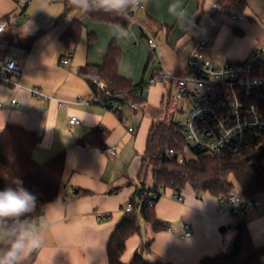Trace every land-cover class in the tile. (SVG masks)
<instances>
[{"label":"crops","instance_id":"obj_1","mask_svg":"<svg viewBox=\"0 0 264 264\" xmlns=\"http://www.w3.org/2000/svg\"><path fill=\"white\" fill-rule=\"evenodd\" d=\"M212 1L141 0L143 7L138 9L143 10V16L136 18L135 11L129 26L123 28L121 24L94 20L79 9L57 22L65 9L63 0H32L22 16L17 14L14 0H0V21H8L0 35V66L8 54L22 64V75L14 78L20 85L0 81V132L9 123L37 132L40 142L33 157L39 162L66 152L63 187L58 197L46 203L32 220L38 223L44 212L54 217L52 227L45 233L44 247L37 252L36 264H109L107 243L134 193V184L126 183L136 180L153 122L151 115H145L138 128L135 125L134 131H128L119 114L94 100L79 68L86 63L103 62L111 40L116 38L122 47L119 73L134 82L149 79L152 72L149 75L145 70L150 58L147 31L156 39L160 33L166 34L167 43L173 47L189 43L190 51L194 41L203 36L209 56L216 59H242L264 49V22L249 6L244 12L249 17L246 20L244 16L210 8ZM149 15L171 29H147L139 20ZM74 18L82 21L83 32L77 43L65 45L61 34ZM121 28L126 33H121ZM90 34L95 38L90 40ZM34 35L30 48H25L22 39ZM67 51L71 54L69 60L62 63ZM33 87L49 98L35 95L30 90ZM164 95L160 83L152 84L143 108L160 105ZM13 98L17 99L14 104ZM73 115L81 119L80 124L70 123ZM95 127L110 130L105 144H117L116 155L87 140L80 141ZM117 185L123 187L110 193ZM182 194L184 199L178 200L173 196V188H165L155 210L168 227L155 232L150 225L144 228L141 223L140 232L127 239L123 261L129 262L135 250L149 238L152 242L146 257L173 264H201L203 257L231 249L237 231L228 227L239 217L232 213L228 203L209 192L198 193L190 184L182 188ZM97 212L104 216L99 218ZM247 218L253 242L264 244V202L250 211ZM187 224L192 227L191 235H186Z\"/></svg>","mask_w":264,"mask_h":264},{"label":"trees","instance_id":"obj_2","mask_svg":"<svg viewBox=\"0 0 264 264\" xmlns=\"http://www.w3.org/2000/svg\"><path fill=\"white\" fill-rule=\"evenodd\" d=\"M221 10L236 17L243 16L249 6V0H215ZM65 9L56 21H62L70 12L77 9L71 0H63ZM137 11V10H136ZM92 19L121 24L127 28L131 22L108 12H88ZM139 22L147 29L155 32L156 29L171 27L152 16L143 17ZM83 23L79 19H72L61 34L65 45L77 43L83 32ZM90 40L95 38L90 34ZM35 35L23 43L30 48ZM122 56V47L119 41L111 40L107 53L101 63H86L78 73L89 84L95 97H101V103L114 109L115 103L129 108V102H138L143 107L147 102V95L139 94L145 78L138 82L119 73V63ZM150 63L147 61L145 70ZM95 79L104 81V88L96 83ZM172 96L171 92L168 99ZM165 97V95H164ZM123 114V110L121 111ZM110 130L105 127L93 128L81 142L89 141L105 150L108 146L105 139ZM40 142L37 132L22 124L9 123L0 132V190L6 187H16L14 181H21L22 186L37 197V208L30 214V219L37 218L43 206L58 197L63 187L62 177L65 167L66 152L62 151L44 162L36 161L33 151ZM189 146L193 156L187 157L185 148ZM173 151L170 152L169 150ZM237 182L243 195L251 197L264 190V139L259 149H256L247 158H239L228 151L207 153L193 146L187 139L182 128L170 116L159 121L153 119L149 128L145 150L142 154L141 166L136 180H128L126 184H134L135 190L129 202L130 211L123 210L121 219L116 224L107 243L109 264H173L162 259L149 260L145 253L150 249L152 238L144 241L134 252L129 262L122 260L129 237L141 230V221H146L153 230L160 231L168 227V223L161 218L155 204L167 187L182 189L190 184L198 192H209L221 197L227 195ZM123 186L117 185L110 189V193L118 192ZM153 201V203H151ZM239 217L234 225L229 226L237 231L232 247L214 256H205L201 264H264V244L256 245L253 242L248 227L247 215ZM225 229V228H224ZM37 252L26 264H36Z\"/></svg>","mask_w":264,"mask_h":264},{"label":"built area","instance_id":"obj_3","mask_svg":"<svg viewBox=\"0 0 264 264\" xmlns=\"http://www.w3.org/2000/svg\"><path fill=\"white\" fill-rule=\"evenodd\" d=\"M32 0H14L17 14L22 16L26 7ZM140 7H143L142 3ZM212 8L220 9L221 6L212 1ZM7 20L0 21V35L6 30ZM148 32L147 41L150 48V61L156 65L149 79H145L139 94L147 95L150 86L158 81H166L174 91L172 94L174 107L172 118L184 110L187 111L183 122H177L188 141L200 150L207 153L230 152L239 158H247L263 144L264 139V49L242 59H216L208 54L207 40L201 36L194 41L193 48L188 54L182 71L167 70L162 63V56L156 37ZM67 51L61 58L62 63H67L70 57ZM22 75L20 60L11 54L5 56L0 66V81L6 84H17L15 77ZM100 87L104 88V82L95 79ZM30 90L44 100L49 96L39 88ZM95 101H102L101 97H95ZM17 99H12V104ZM60 105L62 100H60ZM129 109L133 112L139 110L138 102L130 101ZM123 105L114 104L116 113L132 132L136 126L133 120L121 114ZM72 124H80L81 119L71 116ZM119 146L113 144L105 151L110 155L118 153ZM170 152L173 150L170 149ZM164 190H162L163 194ZM65 198L68 197L66 191ZM173 196L183 200L182 189H173ZM226 201L232 213L240 217L245 211H252L264 202V190L257 195L247 197L241 189L233 187L230 192L220 197ZM153 203V201H151ZM132 204L127 203L124 210L130 211ZM99 218L102 212H97ZM33 220V219H32ZM231 229L228 227V230ZM192 227L186 225V235L192 234Z\"/></svg>","mask_w":264,"mask_h":264},{"label":"clouds","instance_id":"obj_4","mask_svg":"<svg viewBox=\"0 0 264 264\" xmlns=\"http://www.w3.org/2000/svg\"><path fill=\"white\" fill-rule=\"evenodd\" d=\"M71 4L85 13L103 11L130 20L141 0H71ZM120 31L126 33L123 28ZM14 183L16 187L0 190V264H26L44 247L45 233L54 223L49 212L42 213L40 221L34 223L30 214L37 208V197L21 181Z\"/></svg>","mask_w":264,"mask_h":264},{"label":"rangeland","instance_id":"obj_5","mask_svg":"<svg viewBox=\"0 0 264 264\" xmlns=\"http://www.w3.org/2000/svg\"><path fill=\"white\" fill-rule=\"evenodd\" d=\"M211 7H212V2H211L210 8ZM249 9L255 15L260 17L262 19V21L264 22V0H249ZM215 12H214V14H215ZM143 13H144L143 10L138 9L137 13H136V18L142 17ZM227 14L231 15L230 13H227ZM243 16H244V19L249 20V17L247 15L244 14ZM157 42H158L159 49L161 52L162 63L164 65V67L170 71L171 70H178L177 72L182 71L184 66H185V62L187 60L188 54L190 53L189 52L190 48H191L190 44L185 43L180 48H178V46L173 47L169 43H167L166 34H164V33H160L158 35ZM181 42H182V39L179 40V42L177 44L180 45ZM261 47H264V45H261ZM149 52H150V48H149ZM149 54L151 55V52ZM153 64L154 63H152L150 61L149 65L147 67V71H148L147 74H149V75H151V72L155 66L160 65L159 63H157L156 65H153ZM263 64H264V58H263ZM143 68H144V65H143ZM142 71H143V69L141 70L140 77L142 76ZM157 83H160L162 85V89H163L164 94H165V97L163 98L162 103H160V105L150 104L149 106H147L145 108L140 107L139 110H137L136 112H133V111L129 110L128 108H126V109L124 108L125 109L124 110L125 116H128V118L130 120H133L135 122V125L137 126V128L140 124L143 123V120H144L143 118L145 115L146 116L151 115L154 120L159 121L163 117L170 116L172 114V109L174 107L173 98H172V96H170V98L168 99V96H169L170 92L173 93L174 88L172 89L170 87L169 83H167L166 81H158V82H155L153 84L156 85ZM186 111H187V105L185 104L184 110L177 112L175 115V119L177 122H183L184 121ZM185 154L187 157L193 156L192 150L189 146H187L185 148ZM233 186L240 188L239 184L236 181L234 182ZM141 223H142V226L144 228L149 226V224L144 220H142Z\"/></svg>","mask_w":264,"mask_h":264},{"label":"water","instance_id":"obj_6","mask_svg":"<svg viewBox=\"0 0 264 264\" xmlns=\"http://www.w3.org/2000/svg\"><path fill=\"white\" fill-rule=\"evenodd\" d=\"M135 12L133 13V16H134Z\"/></svg>","mask_w":264,"mask_h":264}]
</instances>
